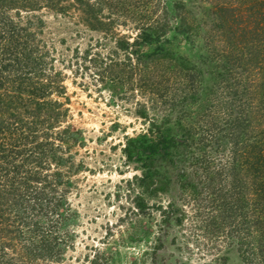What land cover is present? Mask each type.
Here are the masks:
<instances>
[{
    "label": "rangeland",
    "instance_id": "rangeland-1",
    "mask_svg": "<svg viewBox=\"0 0 264 264\" xmlns=\"http://www.w3.org/2000/svg\"><path fill=\"white\" fill-rule=\"evenodd\" d=\"M48 1L54 8L44 6L46 0L37 10L0 7V30L9 32L4 23L10 17L16 27H26L20 45L29 53L20 78L2 88L20 89V80H32L37 81L32 89L42 91L34 98L21 89L24 102L31 103L22 104L21 125H11L8 118L0 122V142L8 143L0 150V189L11 187L14 177L23 180L31 169L47 179L32 182L34 194L31 188L25 194L31 202L0 205V264H264V237L260 247L245 227L236 231L233 226L231 235L228 225L218 229L208 223L216 202L210 180L238 197L247 175L255 189L254 158L242 151L243 139V145L257 140L264 160V138L258 137L264 135V119L257 112L264 104V0H112L102 12L109 32L89 27L79 0ZM148 22L169 26L161 37L133 46L138 55L167 54L164 66L152 63V56L141 57L155 66L149 73L136 53L129 59L130 48L120 49L116 40L133 41ZM1 41L3 36L0 59ZM175 65L186 69L165 74L166 66ZM181 77H193L188 96ZM152 80L153 86L146 83ZM249 95L256 101L249 102ZM228 97H240L241 108L225 109ZM172 101L176 104L170 107ZM249 104L256 106L253 121L260 126L250 133L239 124L233 132L230 122L249 118ZM34 112L46 121L37 124ZM182 128L189 129V141L173 147L169 159L157 154L152 166L157 176L170 179L169 190L152 194L138 186L134 176L142 173L144 159L128 160L126 137L151 129L156 138L183 137ZM22 147L36 150L35 155L24 160L23 153L15 160V150ZM16 162H23L18 175ZM182 171L195 187L203 186L202 194L181 190ZM228 171V176L237 172L234 192ZM141 200L143 211L137 205ZM36 222L54 241L52 257L28 254Z\"/></svg>",
    "mask_w": 264,
    "mask_h": 264
},
{
    "label": "trees",
    "instance_id": "trees-1",
    "mask_svg": "<svg viewBox=\"0 0 264 264\" xmlns=\"http://www.w3.org/2000/svg\"><path fill=\"white\" fill-rule=\"evenodd\" d=\"M10 1H13L10 4ZM22 2L19 3V0H0V7L4 6V4H8V6H11V8L16 7L19 10L18 11H22L21 9L24 10H37L40 7H42L43 3H39L40 0H21ZM81 3L85 4V17L86 20L88 22V25L90 28L92 29H99L105 32H109L110 30V24L109 21H106L105 15H103L104 13L103 10L104 8L108 7L112 4V0H96L91 1V0H79ZM17 2V3H16ZM30 2V5L29 3ZM34 2V3H33ZM47 4H44V6H48L49 8H54V5H52L51 3L49 4V1L46 0ZM45 2V3H46ZM58 5V3H56ZM59 9L61 10L62 7H59ZM20 14V13H19ZM102 14V15H101ZM21 15V14H20ZM13 17L9 18V21H7L6 23H4V25L7 26V28L9 29V32L6 31H1L0 30V36H3L4 41H1V48H2V58L0 59V79L2 81V84L0 85V89L2 88V85L4 86V84L6 83H15L19 78H20V71H23L25 69V67L29 66L28 63L23 62L26 61L28 58V56L26 54L28 53V49L27 46L26 47H22L20 44V40L23 38L22 36L23 34V30H26V27H16L14 23V19H12ZM109 18V17H108ZM1 20V19H0ZM149 23V22H148ZM156 22H150L149 24H143L141 26V32L138 33V35L136 36V38H134L133 41H130L129 37H118L117 40V44L119 46L120 49H124V50H128L130 48L131 52H128L129 55L128 58L131 59V57H133V54L136 53L137 58L139 59L138 62L139 64L142 65V67H145V70H147V72H151L155 66L151 67V64L149 63V61H142L141 57H147V59H151L149 57H153V59L151 60L152 63L154 64H158V66H164V64L161 63V59L166 58L167 54L166 53H158V52H153V53H141V55H138V49H133L134 45L140 46L142 43L141 42H150L151 40L161 37L162 35L166 34L168 32V24L163 23V24H154ZM25 37V36H24ZM141 43V44H140ZM139 48V47H137ZM140 50V49H139ZM14 57V59H13ZM152 64V65H154ZM181 67V66H180ZM185 68L184 66H182L181 70ZM149 69V70H148ZM164 72L165 74L168 73H173L174 70L176 69L178 72L180 71L179 69H177V65L174 66V69L168 70V66H166L164 68ZM186 69V68H185ZM7 74H9L10 79H7L8 77L4 76V72ZM121 71L123 72V69H121ZM144 73V72H143ZM3 74V75H2ZM146 74V73H145ZM145 74L143 75V77L146 79ZM177 74V73H175ZM182 75V74H181ZM186 75V74H185ZM150 77V76H149ZM150 80V79H148ZM12 81V82H11ZM153 82L151 83V81H146L147 84H150L153 86V84H155V80H152ZM180 81L182 84H185L186 86V92L185 95L188 96L191 92V89L189 88L190 85H192L193 83V77H190V79H184V78H180ZM20 83L22 82V85H20L19 83V87L20 89H6V88H2L0 91V122H3V120L7 121V118L9 120H11L10 124L14 125H21L22 121L24 120V115L22 112V104H24L23 106H25L26 101L24 102V95L23 92H27V94H32L35 98L38 96H41L42 91L41 88L39 89L38 87H35L34 89H32V84H36L37 81H28L25 83V80H20ZM4 83V84H3ZM37 85V84H36ZM235 85L232 87L233 88V92L232 94H234L235 96L240 94L239 88L235 87ZM27 87V88H25ZM228 87V93L230 92V87L231 85H227ZM189 88V89H187ZM24 89V91L22 90ZM183 90V89H182ZM15 92V93H14ZM158 95H161V97H164V94H162V91H157ZM246 93H249V90L246 91ZM240 96V95H239ZM9 97V98H8ZM5 98L7 99L5 101ZM250 98L249 102H255L256 100L253 98L252 95L248 96V99ZM26 100V99H25ZM228 102L226 103V105L224 106L225 109H229V106H233L235 104H239L240 108H241V104L242 102L240 101V97H228ZM164 102H167V100H165ZM173 103L170 104V107H173V105L176 104V102L172 101ZM264 102V101H263ZM38 102L35 101V104L37 105ZM245 103V102H244ZM243 103V104H244ZM26 104V105H30ZM261 105H263V109L261 111ZM30 107V106H29ZM248 110L251 112L250 117H245V120L243 121V123H236L237 119H234L230 122V127L231 130L233 132L236 131L237 126H242L245 130H247V132L250 133H254L255 129L257 128V124L258 127L260 126V123H254L253 121V114L255 116V112H253L254 110H256V106H254V104H249L248 105ZM255 107V108H254ZM36 108V106L34 107V109ZM21 110V111H20ZM41 111V110H40ZM223 111V110H222ZM258 113H260L262 119H264V104L260 103V107L257 111ZM6 113L8 116H6ZM34 117L37 118L36 119V123L40 124L41 120H45V117H42L40 113H35L34 112ZM238 117V116H237ZM257 117V116H256ZM252 118V121H251ZM248 119V122L247 120ZM46 121V120H45ZM13 122V124H12ZM42 124V123H41ZM240 126L238 128H240ZM6 130V129H5ZM5 130H2L3 132H6ZM11 131V129H8ZM183 132V137H178L174 134H170L168 133L167 135L161 134L159 135L158 138H156V136H154L152 129L151 131L148 130L145 133H141L138 136H128L126 137V146L124 149V152L126 153V156L128 158L129 161H143L144 159V166L142 167V173L140 175L135 174V183L138 186H141L145 189L150 190V193L152 194H158L160 192H167L170 188V179L169 178H165V177H159L157 176V169L156 167L153 168V162L155 160V156L157 154L162 155V157L169 159L170 157V152L171 149L173 147H177L178 144H186L189 141V137L191 136V133L189 131V129L187 128H182L181 129ZM231 131V132H232ZM152 132V133H151ZM1 133V132H0ZM249 135V134H248ZM258 137L263 139V136H259ZM247 138L243 139L246 140ZM3 142H0V150L4 151L6 150V147L8 145V143H4V140H2ZM243 141H242V151L245 152V150H243V147L246 149V151H249L250 153H252V157L254 158L253 162H252V169H253V177H252V184L254 185L253 190L250 189V184L249 182H247V175H246V188L245 191H243V189H241V191H238V197H234V193H231V191H228V188H221V186L217 185V182H213V180H210V187L213 188V194L215 195L214 200H216V202L214 203V209L212 211V214L210 215V220L208 223H210L211 221L215 224H217L218 229L219 228H224L225 226L228 225L230 229V233L231 235L233 234V228L238 227L236 231L240 230L241 228L243 229L244 227L246 228V230H248V235L252 234V236L255 238L257 237L258 239V246H262V240L264 237V160H262L263 158V154H260V152H262V147L260 145V143L256 140V141H251V142H245V144L243 145ZM11 146L15 143L14 141L10 142ZM236 144H239V140L238 142L236 141ZM42 145V144H39ZM20 146V145H19ZM12 147H16V144H14V146ZM16 148H12L10 149L12 152H14V150ZM28 147H22L20 150L19 148L17 149V151L15 150L14 154L16 158H18L20 156V154L25 153V159L27 160L29 159V157L34 156L36 153V150H31L30 153H28ZM28 151V152H27ZM42 151V150H41ZM44 152V151H42ZM243 154V152H242ZM40 158H42V155H39ZM13 158V160H14ZM39 158V159H40ZM23 159V157L21 158ZM150 160V161H149ZM262 160V161H261ZM21 161V160H20ZM172 163H174V161H171ZM170 162V163H171ZM204 162V160H203ZM42 162L39 161L37 164H41ZM152 163V164H151ZM148 164V165H147ZM23 166V162L19 163L16 162L13 167L15 169V174L18 175V173L21 172ZM145 168V169H144ZM30 170V169H28ZM27 170V171H28ZM151 170L154 171L151 172ZM261 170V171H260ZM30 172V173H29ZM245 172V171H243ZM218 174L220 173V171L217 172ZM231 172H227L226 173V177L229 179L228 183L230 184L231 187H234L233 192L235 191V189L237 188V184L235 183L234 179L235 176L233 177V173L234 175L237 174V172L233 171L231 176H228ZM27 176H25L23 178V180H20L18 182V180L16 179L17 177H14V179L10 182L11 187H7V188H3L0 189V205H4V204H14L15 202L18 203L20 206H22L25 202L30 201L31 199L28 197L26 199V191H29V188L31 184H33L32 182L36 181L37 183H40L42 181L47 182V179L41 175H37V171H33L32 169L30 171L27 172ZM193 174V173H192ZM198 174V173H197ZM243 179L245 180V175L244 173H241ZM255 177V179H254ZM192 177L189 176V174H187L185 171L181 172L178 175V179H177V183L180 182V188L181 190L185 191L187 190L189 193H192V195L196 194V195H200L202 194L203 191V186L199 187L196 185H194L193 182H191ZM182 181H181V180ZM133 180V181H134ZM204 182V186H205ZM184 187V189H183ZM206 187V186H205ZM13 188V189H12ZM241 188V187H238ZM225 189V190H224ZM25 192H23V191ZM31 194L33 193V188H31ZM43 191L45 190H40L39 192L44 193ZM240 192V193H239ZM5 194H11L9 196H5ZM15 195V196H13ZM252 195H254L252 197ZM13 196V199L11 198ZM31 197V196H30ZM7 200V201H6ZM9 201V202H8ZM232 201V202H231ZM33 202V201H32ZM37 202V201H36ZM218 202V203H217ZM138 207L140 208V210H144L146 207V204H144V201L141 200L137 203ZM249 207V208H248ZM232 218L231 220H225V218ZM21 218V217H20ZM228 218V219H229ZM23 221V217L21 218ZM235 226V227H233ZM40 224L38 222H36L34 224L33 227V232L34 234L37 235H31V240H32V245L29 248L30 250L28 251L29 255H32L33 258H41L42 255L43 257H47L50 256L52 257L54 255V241H50L48 239V236H43V234L40 233ZM38 235H42L41 237V242H38ZM261 237V238H260ZM40 238V237H39ZM253 238V240H254ZM263 251V250H262ZM25 257V256H23Z\"/></svg>",
    "mask_w": 264,
    "mask_h": 264
}]
</instances>
